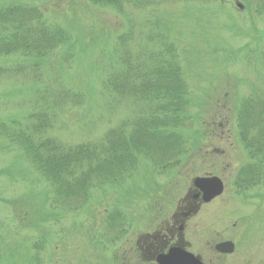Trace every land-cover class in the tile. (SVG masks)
<instances>
[{
    "label": "rangeland",
    "instance_id": "rangeland-1",
    "mask_svg": "<svg viewBox=\"0 0 264 264\" xmlns=\"http://www.w3.org/2000/svg\"><path fill=\"white\" fill-rule=\"evenodd\" d=\"M156 2L159 28L177 47L190 91L191 119L180 131L185 154L175 168L164 171L139 158L137 169L120 186L95 188L81 208L68 211L53 200L52 187L16 143L0 136L2 264H28L37 243L43 244L44 264H155L137 238L171 228L175 214L186 207L192 179L204 175L222 178L225 189L181 223L186 249L206 264H264V181L244 194L232 184L235 171L248 161L236 133L237 107L253 89L264 88V0ZM19 3L38 7L49 25L67 29L78 42L77 52L68 63L59 48L44 63L37 62L38 70L31 58L0 56V69L6 70L0 72V125L7 124L13 133L18 124L24 129L27 116L41 112L35 101L48 84L49 102L62 85L78 93L79 102L84 98L77 107L62 105L58 117L56 111L50 115L54 124L47 136L65 145L99 141L133 117L130 99L112 100L101 87L109 59H99L100 51L126 31V18L89 0H0L1 6ZM128 10L135 19L128 48L151 49L156 43L147 36L155 28L148 21L156 16L147 9ZM97 60L101 62L95 64ZM22 63L24 70L19 69ZM114 210L125 217L121 228L108 217ZM223 240L234 242V252L214 251V244Z\"/></svg>",
    "mask_w": 264,
    "mask_h": 264
},
{
    "label": "trees",
    "instance_id": "trees-1",
    "mask_svg": "<svg viewBox=\"0 0 264 264\" xmlns=\"http://www.w3.org/2000/svg\"><path fill=\"white\" fill-rule=\"evenodd\" d=\"M89 1L112 7L127 20L126 31L116 36L110 48L100 51L99 59L106 56L109 59L101 87L114 97L112 100L130 99L133 117L109 130L99 141L65 145L47 136L53 126L50 115L56 111L58 116L62 105L69 103L75 107L83 98L79 102V94L62 85L49 102L46 97L52 90L48 84L44 93L42 88V99L37 97L35 101L41 104V112L29 114L24 129L18 124L19 130L13 133L7 124L0 125V133L16 143L52 187L54 201L69 210L78 209L87 200L91 188L117 184L136 167L139 157L155 166H177L186 146L180 131L191 117L190 91L177 47L169 33L160 30L161 19L154 14L157 10L152 0ZM129 8L147 9L156 16L153 22L148 21L155 28L147 36L148 42L156 43L151 49L128 48L135 25ZM260 10L264 14V2ZM71 39V33L62 26L49 25L38 7L25 3L0 5V56L19 54L30 57L37 66V62L44 63L55 50L63 48L62 59L68 62L77 52L78 42ZM35 79L38 80L36 76ZM35 93L38 94V89ZM14 124L17 126V122ZM236 128L248 161L237 169L234 184L240 191H246L264 181V88L253 89L240 100ZM39 252V244H35L28 264H44Z\"/></svg>",
    "mask_w": 264,
    "mask_h": 264
},
{
    "label": "water",
    "instance_id": "water-1",
    "mask_svg": "<svg viewBox=\"0 0 264 264\" xmlns=\"http://www.w3.org/2000/svg\"><path fill=\"white\" fill-rule=\"evenodd\" d=\"M241 7L240 4H238ZM194 185L202 192L205 202L210 201L215 196L222 193V181L218 177H197L193 181ZM215 249L220 253H232L234 244L231 241L218 243ZM158 264H204L198 257L180 247H171L167 253L159 254L156 257Z\"/></svg>",
    "mask_w": 264,
    "mask_h": 264
},
{
    "label": "flooded vegetation",
    "instance_id": "flooded-vegetation-1",
    "mask_svg": "<svg viewBox=\"0 0 264 264\" xmlns=\"http://www.w3.org/2000/svg\"><path fill=\"white\" fill-rule=\"evenodd\" d=\"M186 201V207H184V210H180V213L176 214L173 217L172 227H164L160 228L158 231H156L153 235L145 234L141 237L137 238V245L139 246L140 250L146 252L147 255H150L151 257H154L158 253L164 252L168 247V241L169 238L173 240L175 244L183 242L182 240V233L180 230H182V226H179L182 220L184 219V214L190 213L191 210L196 208L200 203V198L194 197V192L189 193V197L185 199ZM190 216V215H189ZM178 225L177 228L176 225Z\"/></svg>",
    "mask_w": 264,
    "mask_h": 264
},
{
    "label": "bare ground",
    "instance_id": "bare-ground-1",
    "mask_svg": "<svg viewBox=\"0 0 264 264\" xmlns=\"http://www.w3.org/2000/svg\"><path fill=\"white\" fill-rule=\"evenodd\" d=\"M240 103V102H239ZM90 191H92V189H90ZM171 247H174V246H170L169 248H171Z\"/></svg>",
    "mask_w": 264,
    "mask_h": 264
}]
</instances>
